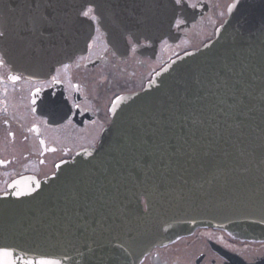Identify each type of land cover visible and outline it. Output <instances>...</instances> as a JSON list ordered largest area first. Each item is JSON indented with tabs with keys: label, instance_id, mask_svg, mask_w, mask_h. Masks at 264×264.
I'll use <instances>...</instances> for the list:
<instances>
[{
	"label": "water",
	"instance_id": "water-1",
	"mask_svg": "<svg viewBox=\"0 0 264 264\" xmlns=\"http://www.w3.org/2000/svg\"><path fill=\"white\" fill-rule=\"evenodd\" d=\"M131 1L155 15L166 0ZM88 4L112 10L111 0H0L3 54L37 75L66 61L94 32L81 16ZM112 114L97 148L0 196V248L13 253L0 264H139L156 244L213 220L194 213L202 205L225 206L235 217L223 225L264 239V0H235L212 42Z\"/></svg>",
	"mask_w": 264,
	"mask_h": 264
},
{
	"label": "flooded vegetation",
	"instance_id": "flooded-vegetation-1",
	"mask_svg": "<svg viewBox=\"0 0 264 264\" xmlns=\"http://www.w3.org/2000/svg\"><path fill=\"white\" fill-rule=\"evenodd\" d=\"M233 1L181 0L173 26L166 16L169 23L159 39L144 35L143 26L127 18L123 49L111 42L121 18L113 17L102 28L95 8L88 6L83 14L94 20L96 34L87 53L51 74H26L0 51V194L24 176L46 178L82 150L95 147L110 122L113 100L142 89L168 62L209 42ZM178 242L158 249L160 254L154 250L141 264H264V242L207 229Z\"/></svg>",
	"mask_w": 264,
	"mask_h": 264
},
{
	"label": "bare ground",
	"instance_id": "bare-ground-1",
	"mask_svg": "<svg viewBox=\"0 0 264 264\" xmlns=\"http://www.w3.org/2000/svg\"><path fill=\"white\" fill-rule=\"evenodd\" d=\"M173 1H175V3H176V0H172V1L166 0V1L163 2V4L165 5L163 7V9H162V14L164 15V20H163V25L164 26L169 23V19L166 16H171V18H170V25L171 26H173L174 21L176 19L175 11H176L177 3H176V5L174 7H172L171 6V4H172L171 2H173ZM111 4H112L111 5L112 10H110L108 13H106L104 15H101V14L98 13L97 7L95 5H92V4L86 5L85 8L81 11V16L83 18L89 20L90 22H92V24L94 26V32H93L92 36L90 37V39L88 41L86 49H81L79 52H76V53L72 54V56L69 59H67L66 61H64V62L56 63V62L52 61L53 63L49 64V68L47 70H44L43 72H41V74H51L57 66L62 65V64L70 63V62H72L74 60V58L77 55H83V54L87 53L89 43H90V41L92 40V38L96 34V24H95L94 20L89 18L88 16H85L83 14L84 10L88 6H93L95 8V13L100 18L99 25L102 28L108 27L110 25V22L112 21L113 17L119 16L121 18V20H120V28L119 29H113L114 33H116V34H114V37H113L114 39H113V41H111L114 46L119 47L120 49L127 48V45H126V42H125L126 41V39H125L126 38V34L128 32L127 29H126V20H127V18H130V17H131V20H133V21L135 19L137 21H139V22L135 21V22H130V23H132L134 25L141 24L143 26L144 35H148V36H150L152 38H156V39H159L160 35L162 36V33L159 32L155 28V20H154V12H155V10L152 9L150 14H147V13L145 14L144 10L143 9L139 10V8L136 7L131 0H111ZM222 26H223V23L216 30L215 36L209 42H207L205 45H207L208 43L212 42L217 37L218 31H219V29ZM112 27H114V25ZM166 29L168 31V26L166 27ZM129 30H137V27L136 26H134V27L129 26ZM205 45H203L201 47H204ZM38 59L39 60L42 59V56L40 55L38 57ZM145 87H146V84L140 90H137L135 92L124 93V94L118 96L117 98H115L113 100V102L111 104V118H110V122L103 129V131L101 133V136H100V140H99L100 142L103 141V137L105 136V133L107 132V130L109 129V127L113 123V119L114 118H113V114H112V109L114 108L116 103L119 100H122L123 98H125L127 96L134 95V94H137V93L143 91ZM90 149H94V147L86 148V150H90ZM28 176H32V177L38 178L37 176H34V175H28ZM28 176H24L22 178H19V179L16 180V182H18L20 180H23L25 178H28ZM199 197H202V196L199 195ZM142 204L144 206V209L146 210L147 209V205H146L145 198H143ZM200 208H201V210H194V213L199 214V213H201L202 210L206 211L207 213L212 215L209 218L213 219V220H203L199 224L195 225L191 229L192 231L190 233L184 234L182 236H178L175 239H172V240H170L168 242H162V243L156 244V246L153 247L151 251H148L147 253H145L143 255V257L141 258V261H140L139 264H141L142 261H145L146 260V256H150L154 250L157 249V253L160 254L158 249H161V248L164 249V248H167L169 246L176 245V244L179 243L178 241L181 240L183 237L189 236V235L193 234L194 232H198L201 229H207V230L214 231V232H217V233H222L225 237H231L233 239H238V240H241V241L264 242V239L249 238L250 235L248 234V232H246L244 230L237 231L236 229H233V228L229 227V225H223L224 222L231 223L229 218H227V217H232V218L235 217V216H233V213H231V211H229L225 206H217V207L212 208V207H209L207 205H202ZM217 212L220 213L217 216L219 218L213 217V215L216 214ZM217 221H220L222 223V225H220V223H218ZM242 234H244L246 237L245 236H241ZM156 258H157V261L159 262L160 261V257H159L158 254H156Z\"/></svg>",
	"mask_w": 264,
	"mask_h": 264
},
{
	"label": "snow or ice",
	"instance_id": "snow-or-ice-1",
	"mask_svg": "<svg viewBox=\"0 0 264 264\" xmlns=\"http://www.w3.org/2000/svg\"><path fill=\"white\" fill-rule=\"evenodd\" d=\"M180 2H181V0H176L177 4H179ZM89 11H91V10H89ZM84 15L88 16V12H85ZM3 35H4V33L0 32V36H3ZM12 255H13V253L11 251H9L8 248H6V247L0 248V257H11ZM29 264H32V262L29 261ZM39 264H52V262L41 260V261H39Z\"/></svg>",
	"mask_w": 264,
	"mask_h": 264
}]
</instances>
